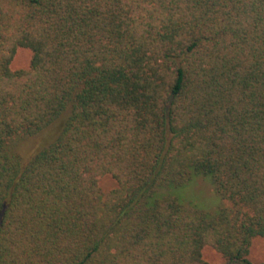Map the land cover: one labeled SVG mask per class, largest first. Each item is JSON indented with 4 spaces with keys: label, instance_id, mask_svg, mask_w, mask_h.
<instances>
[{
    "label": "trees",
    "instance_id": "obj_1",
    "mask_svg": "<svg viewBox=\"0 0 264 264\" xmlns=\"http://www.w3.org/2000/svg\"><path fill=\"white\" fill-rule=\"evenodd\" d=\"M255 238L264 0H0V264H253Z\"/></svg>",
    "mask_w": 264,
    "mask_h": 264
},
{
    "label": "rangeland",
    "instance_id": "obj_2",
    "mask_svg": "<svg viewBox=\"0 0 264 264\" xmlns=\"http://www.w3.org/2000/svg\"><path fill=\"white\" fill-rule=\"evenodd\" d=\"M30 62L31 52L26 49H18L11 63V69L13 71L27 70L30 67ZM28 147L26 142L22 147V152L28 151ZM19 154L23 160H25L22 153L19 152ZM99 181L100 187L104 192H108L115 187V182L109 176L101 177ZM215 198L217 197L213 187L208 181L204 180H197L196 184L186 189L182 195V200L184 202L193 203L204 210L209 209V201H215ZM202 256L208 264H225L222 256L211 247H205L202 250ZM248 259L253 264L264 263V239L255 238L252 240Z\"/></svg>",
    "mask_w": 264,
    "mask_h": 264
}]
</instances>
